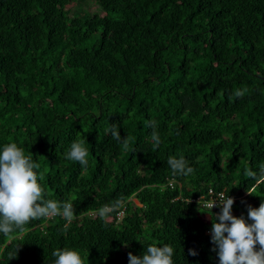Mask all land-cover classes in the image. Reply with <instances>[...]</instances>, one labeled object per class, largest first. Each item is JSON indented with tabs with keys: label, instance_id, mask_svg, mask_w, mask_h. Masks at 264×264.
Listing matches in <instances>:
<instances>
[{
	"label": "trees",
	"instance_id": "trees-1",
	"mask_svg": "<svg viewBox=\"0 0 264 264\" xmlns=\"http://www.w3.org/2000/svg\"><path fill=\"white\" fill-rule=\"evenodd\" d=\"M0 264H264V0H0Z\"/></svg>",
	"mask_w": 264,
	"mask_h": 264
},
{
	"label": "built area",
	"instance_id": "built-area-1",
	"mask_svg": "<svg viewBox=\"0 0 264 264\" xmlns=\"http://www.w3.org/2000/svg\"><path fill=\"white\" fill-rule=\"evenodd\" d=\"M169 186L173 188L174 182H170ZM207 196H208L207 199L203 202L204 206L207 208H216L220 206L226 209L234 201V199L228 197L225 192L215 193V191L209 190ZM122 215H123V211H121L118 214V217L121 218Z\"/></svg>",
	"mask_w": 264,
	"mask_h": 264
},
{
	"label": "clouds",
	"instance_id": "clouds-1",
	"mask_svg": "<svg viewBox=\"0 0 264 264\" xmlns=\"http://www.w3.org/2000/svg\"><path fill=\"white\" fill-rule=\"evenodd\" d=\"M171 182H174L175 183V181L174 180H172ZM170 183V182H169ZM169 186V185H168ZM170 187V186H169ZM171 188V187H170ZM174 188V187H173ZM209 190H213L212 188H210V189H208V191ZM208 191H207V193L206 194H203V195H201V196H199L198 198H196V199H192V200H187V202H194V203H196V205L197 206H199V208H203V209H212V210H215V209H217V208H219V207H216V208H207V207H205L204 206V204H203V202L207 199V194H208ZM213 191H215V190H213ZM221 192V191H220ZM222 192H224V191H222ZM215 193H217V192H215ZM133 200H135V201H137V199L136 198H131L130 199V201H132L133 202ZM138 202V201H137ZM135 204V203H134ZM138 204H139V202H138ZM136 205V204H135ZM138 206V205H137ZM139 206H141L140 204H139ZM223 208V207H222ZM224 209V208H223ZM109 210V209H108ZM121 211H123L124 212V207H122L121 209H119V212L117 213V216H118V214L121 212ZM52 215H54V213H51L50 215H49V217H52ZM91 216L93 215L92 213L90 214ZM122 217H123V215H122ZM121 217V218H122ZM119 218V217H118ZM121 218H119V219H121ZM70 220V219H69ZM69 220H68V222H69Z\"/></svg>",
	"mask_w": 264,
	"mask_h": 264
},
{
	"label": "rangeland",
	"instance_id": "rangeland-1",
	"mask_svg": "<svg viewBox=\"0 0 264 264\" xmlns=\"http://www.w3.org/2000/svg\"><path fill=\"white\" fill-rule=\"evenodd\" d=\"M94 9V8H93ZM133 202L139 206L138 202L133 200ZM198 215L203 218L204 221H208V215L206 214V212L204 210H197ZM111 220V218H109Z\"/></svg>",
	"mask_w": 264,
	"mask_h": 264
}]
</instances>
